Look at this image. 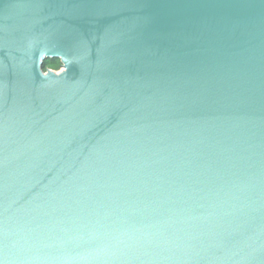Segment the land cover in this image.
<instances>
[{
    "label": "water",
    "instance_id": "95a60500",
    "mask_svg": "<svg viewBox=\"0 0 264 264\" xmlns=\"http://www.w3.org/2000/svg\"><path fill=\"white\" fill-rule=\"evenodd\" d=\"M0 264H264V0H0Z\"/></svg>",
    "mask_w": 264,
    "mask_h": 264
},
{
    "label": "trees",
    "instance_id": "16d2710c",
    "mask_svg": "<svg viewBox=\"0 0 264 264\" xmlns=\"http://www.w3.org/2000/svg\"><path fill=\"white\" fill-rule=\"evenodd\" d=\"M62 68V64L59 60H52L48 61L45 65L44 71L52 70V71H59Z\"/></svg>",
    "mask_w": 264,
    "mask_h": 264
},
{
    "label": "rangeland",
    "instance_id": "374dc122",
    "mask_svg": "<svg viewBox=\"0 0 264 264\" xmlns=\"http://www.w3.org/2000/svg\"><path fill=\"white\" fill-rule=\"evenodd\" d=\"M63 71V68H61L59 71H56L57 73H60V72H62Z\"/></svg>",
    "mask_w": 264,
    "mask_h": 264
}]
</instances>
